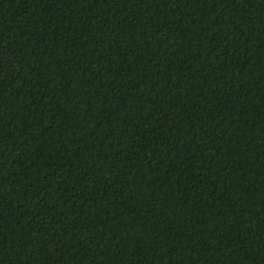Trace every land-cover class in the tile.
Masks as SVG:
<instances>
[{
	"label": "trees",
	"instance_id": "obj_1",
	"mask_svg": "<svg viewBox=\"0 0 264 264\" xmlns=\"http://www.w3.org/2000/svg\"><path fill=\"white\" fill-rule=\"evenodd\" d=\"M0 264H264V0H0Z\"/></svg>",
	"mask_w": 264,
	"mask_h": 264
}]
</instances>
